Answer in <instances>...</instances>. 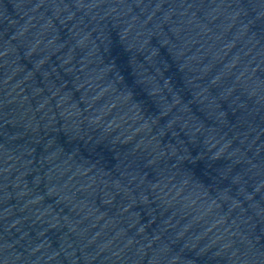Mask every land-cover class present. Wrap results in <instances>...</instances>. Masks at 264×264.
Listing matches in <instances>:
<instances>
[{
  "label": "water",
  "instance_id": "95a60500",
  "mask_svg": "<svg viewBox=\"0 0 264 264\" xmlns=\"http://www.w3.org/2000/svg\"><path fill=\"white\" fill-rule=\"evenodd\" d=\"M0 264H264V0H0Z\"/></svg>",
  "mask_w": 264,
  "mask_h": 264
}]
</instances>
